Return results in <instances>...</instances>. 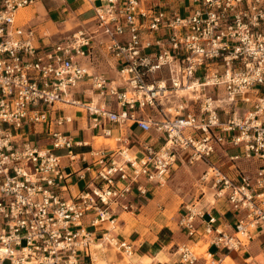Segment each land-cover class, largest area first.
Here are the masks:
<instances>
[{"label":"built area","instance_id":"obj_1","mask_svg":"<svg viewBox=\"0 0 264 264\" xmlns=\"http://www.w3.org/2000/svg\"><path fill=\"white\" fill-rule=\"evenodd\" d=\"M46 1L0 0V264L91 262L100 225L182 163L205 166L200 181L234 218L227 231L186 208L178 226L190 240L230 252L264 235V0H84L93 16L56 41L37 15H20ZM99 56L115 79L93 71ZM83 85L88 103L75 98ZM66 107L113 141L73 173L57 154L73 161L83 144L66 131ZM72 175L84 186L65 198ZM102 239L131 264L128 242Z\"/></svg>","mask_w":264,"mask_h":264},{"label":"crops","instance_id":"obj_2","mask_svg":"<svg viewBox=\"0 0 264 264\" xmlns=\"http://www.w3.org/2000/svg\"><path fill=\"white\" fill-rule=\"evenodd\" d=\"M97 4V3H94ZM59 11V16L55 13ZM30 16L45 19L46 32L50 33L59 25L62 20V25L68 21H74V25H82V23L90 19L94 12L92 7L84 0H69L65 5L58 1H46L43 7L36 9H28ZM27 11V10H26ZM56 25V26H55ZM52 34V33H50ZM106 62L110 70L109 79H115L116 73L113 69V63L107 57L99 56L93 63V71L100 73L98 68L102 62ZM75 98L82 103H88L92 96L88 94L86 85L81 86L75 92ZM66 114L71 117L72 123L66 126V131L69 133L71 139L75 143H83L82 146H74L72 155L75 157L70 161L71 157L65 154L61 156V163L66 171L73 173L86 166L92 160L91 154L98 149H109L113 146L109 144H102L96 147L95 140L102 138L105 141H112L111 139L99 137V133L92 131L89 128L88 119L84 113L79 112L75 108H66ZM112 137L118 135L117 127L114 125H107ZM126 134L134 140V137H139L138 130L135 125H129ZM150 143L157 144L154 140H149ZM64 152V151H60ZM236 150H231L230 153H235ZM58 153V152H57ZM83 159V160H82ZM200 168L201 173L205 169L202 164L187 166L185 163L177 165L173 170L182 168ZM226 170V168L224 169ZM172 171V172H173ZM200 173V176H201ZM178 175H175L177 177ZM82 184V188L77 190V187ZM67 191L64 193L65 198L75 196L83 189L84 183L77 181L76 175H72L67 181ZM161 187H154L145 198H137L132 202L133 211L122 213L120 210L116 211L113 223H102L99 231L95 232V245L92 247L91 262L89 259L84 260V264H123V258L120 253L113 247L108 246L102 237L105 234H110L118 240H125L133 248V254L130 259L131 264H181L179 251L181 248H188L194 250L198 246H206L203 254H198V261L196 264H264V235H257L250 243L240 249L239 251H226L218 249L213 245H209L207 239L198 237L190 240L184 231L178 226V220L185 215L186 208L193 209L200 214H204L205 220L208 216L216 217L223 226V229L230 231L233 225V216L228 212V208L221 202H214L211 194V201L205 200L203 195L198 200H191L189 203H184L182 206V213L170 218L167 214V209L164 204H161L157 199L158 189ZM209 189V186H207ZM210 190V189H209ZM204 193V192H203ZM231 217V220L229 219ZM83 225L92 231L90 227V218L83 219ZM200 230L202 227L199 228ZM108 232V233H107ZM100 245H102L100 247ZM190 247V248H189Z\"/></svg>","mask_w":264,"mask_h":264},{"label":"rangeland","instance_id":"obj_3","mask_svg":"<svg viewBox=\"0 0 264 264\" xmlns=\"http://www.w3.org/2000/svg\"><path fill=\"white\" fill-rule=\"evenodd\" d=\"M169 1V0H165ZM171 6H178L182 5L185 0H170ZM99 5V3L97 4ZM60 9L55 13L56 16H59ZM21 17L30 16L29 10L21 11ZM35 18V17H34ZM41 19V18H40ZM36 21V20H35ZM39 21V20H38ZM45 22V19L42 21ZM62 20L58 23L59 25H55L56 27L53 29L54 31L50 32L53 34L52 40L56 41L58 39L64 38L68 36L70 33L76 31L78 29L77 25L74 21H68L65 25H62ZM59 30V31H56ZM101 66H99L98 70L101 74L105 75L106 77H110V68L107 66L106 62L99 59ZM70 108V107H66ZM102 144H109L113 146V141H105L102 138L95 140L96 147H100ZM57 154L63 155L64 152H58ZM200 168H182L181 170L177 169L175 172H171L169 179L166 183L158 189L157 192V200L164 204L167 209V214L170 218L175 217L177 214L182 213V206L184 203H189L191 200H198L203 195L206 196L205 200H212L211 194L212 191L207 189V186L200 181ZM175 175H178L175 177ZM82 188V184L77 187V190ZM204 192V193H203ZM177 217V216H176ZM231 220V217L229 218ZM206 246H198L194 249L196 254H203L205 250H203ZM103 264V263H101Z\"/></svg>","mask_w":264,"mask_h":264},{"label":"bare ground","instance_id":"obj_4","mask_svg":"<svg viewBox=\"0 0 264 264\" xmlns=\"http://www.w3.org/2000/svg\"><path fill=\"white\" fill-rule=\"evenodd\" d=\"M22 13V12H21ZM211 191V190H210ZM212 198H213V201H214V197H213V193H212ZM215 202V201H214ZM190 248V247H189ZM193 249V248H192Z\"/></svg>","mask_w":264,"mask_h":264}]
</instances>
